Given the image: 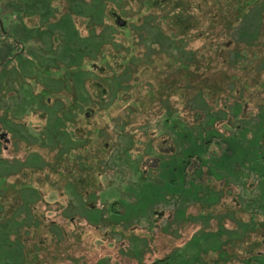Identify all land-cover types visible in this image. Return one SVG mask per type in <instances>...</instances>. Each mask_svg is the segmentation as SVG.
Returning a JSON list of instances; mask_svg holds the SVG:
<instances>
[{
    "label": "rangeland",
    "instance_id": "rangeland-1",
    "mask_svg": "<svg viewBox=\"0 0 264 264\" xmlns=\"http://www.w3.org/2000/svg\"><path fill=\"white\" fill-rule=\"evenodd\" d=\"M2 1L20 13L0 7V264H264V0H105L89 39L99 49H63L49 0ZM51 5L65 12L68 0ZM73 17L89 35L88 16ZM78 61L93 74L74 82ZM125 66L114 94L97 75ZM84 83L94 103L65 115ZM168 112L206 138L214 114L215 129L236 136L223 174L184 176L192 149L173 151ZM211 138L218 150L222 137ZM45 226L53 241L40 243Z\"/></svg>",
    "mask_w": 264,
    "mask_h": 264
},
{
    "label": "trees",
    "instance_id": "trees-1",
    "mask_svg": "<svg viewBox=\"0 0 264 264\" xmlns=\"http://www.w3.org/2000/svg\"><path fill=\"white\" fill-rule=\"evenodd\" d=\"M79 1L81 3L75 2L73 0H68V6H67V10L65 12H62V9H61L62 6L61 5H60L61 8L58 5H56V6L51 5V7H50L51 0L45 1L46 6H47L46 11H48V16L50 14L52 16H54L56 11L61 12V17H60L61 19L57 23V25L60 26L65 31L62 33V37H64V39H66L63 49H81V48H75V44L78 45L79 44L78 41H83V40H87L89 42V46H91L92 48L99 49V45H101L103 42L97 41L94 44L89 39L96 36L95 30H94L95 26L98 25V23L100 24L105 17V7L100 6L101 2H104L105 0H90L89 3H84L81 0H79ZM107 1L108 0H106V2ZM121 1L123 2L124 0H121ZM141 1H143L144 4L150 2L149 0H141ZM35 3H38V1L35 0ZM0 5H1L0 7L2 9H5V5H7L10 8V9H7L9 11V13L14 14V15L16 13V15L19 17L20 9L16 8V10L18 11V12H16L14 7H17V6L13 2H8L7 4H4V2L1 0ZM263 5H264V3L261 4V7L264 10ZM76 6H77V8H76ZM252 6H253V4H252ZM256 6H259V5H256ZM121 8H123V7H121ZM73 14L74 15L79 14V15L88 16L87 17L88 18V26H89L88 29L90 31L89 35H87V36L81 35V33L79 32L78 28L76 27V25L74 23L75 21H74V17H73L74 15ZM8 15H10V14H8ZM262 16H263L262 18H264V12L263 11H262ZM93 23L95 26L93 25ZM92 25H93V27H92ZM97 43H99V44L96 46ZM239 58H241V60H243L242 62H244V64H246V65L252 64V60H248L249 62L251 61L250 63L247 62V59H244V55H242V54H240ZM80 60H82V59H80ZM131 62L135 63L134 59H132ZM78 65H79V61H78L77 67H75L76 68L75 70H74V68L73 69L70 68L71 70H68L66 72L72 81H74V82H76V80L79 81L80 80L79 75H83V77L85 78L86 76L89 77L90 74H93L90 72L91 70H89V69L88 70L83 69V72L79 73V71H81L82 69H80L79 68L80 66H78ZM125 67H126V69L123 70V72L121 74L119 73V75L118 74H114V75H107L106 74V75H100V76L97 75V77L104 79L107 82H110L109 79H111L112 83L115 81L116 86H115V91H113V93L115 94L116 92L120 91L121 88H123L122 84L124 81H126V77H128V75H130L131 72L134 70V68H132L130 66H125ZM256 67L253 68L254 69L253 71L257 75L258 72L256 71ZM242 68L245 69V71L249 70L248 66H244ZM88 73H90V74H88ZM111 76H113V77L111 78ZM77 85L79 86V83ZM74 89L76 90V93H74V98H75V100L78 99V102H76L74 104L73 110L63 109V111H65V115L66 114L73 115L76 118L78 112L84 110L87 105L94 103V100H93L91 94L87 91V88L85 87V83H84V90L86 93H84V91H83V93L85 95L80 94L78 92L77 87L74 86ZM75 94H76V97H75ZM78 96H79V98H78ZM43 104H47V103L45 101H42V105ZM163 105L165 106V108L167 107V105H168L167 100L165 101V103ZM59 107L61 109V106H59ZM171 107H172V105H171ZM208 108L209 107L207 106V109ZM168 110H169V108H168ZM172 110H173V108H172ZM57 111L58 110H55L54 112H56V113H54V114L61 116L60 113H58ZM217 117L218 116H215L214 114L208 113V118H206L203 122H205L204 123L205 125H209V127L204 132H207V134H210L211 137L217 136V135L222 137V141L218 142V145H217L219 147L218 150H215L214 148L213 149L210 148L209 144L213 140L211 137L206 138L204 135H202L203 134L202 132H196V130L193 127H191V125L189 123L181 120V118L173 119L170 112H168V116H167V118H165L167 126H169V128L171 129L173 134H176V138H175L176 140L174 139L175 143H173V146L175 148L173 147L174 148L173 151H175L176 148L180 151L179 146H183L186 144H190V146H191L192 151H190L188 156H187L189 159H187L185 161L186 163L184 165H182L181 169H180L181 172L183 174H185L184 176H187V178H192V174L196 173L197 175L200 176V178H203V181H205V178L207 179L208 177L213 179L211 176L215 172L219 173V174H223V172H225V167H224L225 165H220L219 159L228 157V154H226L227 152H230V151L234 152V149L232 150L231 146H229L228 143L232 138H235L236 136L234 134H232L230 138L224 137L222 135V133L217 131L215 129V126H214V122L217 121ZM202 123H198V125L201 128L200 131H203V128H204ZM125 129H126V121H124V125H123V130H125ZM69 134L71 136H73L74 133L72 131H69ZM246 135H247V133H246ZM132 136L133 135H131V138L129 140L130 143L127 144V149L125 151L127 153V155L131 156V157L133 155L131 152V149H132L134 142H135L133 140ZM237 138L238 139L240 138V140H241V138L243 139L242 134H240V137H237ZM81 140H83V142H84L83 138ZM83 145H84V143L81 144V146H83ZM79 146H76L75 149L80 148ZM148 146L152 148L153 144L150 143ZM67 148H68V154H69L68 156H71V154L73 152L72 151L73 146L69 144V145H67ZM222 149H223V151H221ZM1 150H2V143L0 141V152H1ZM178 150H176V151L178 152ZM197 151L201 152V153L197 154L198 153ZM171 152L169 151L168 153H162L163 155L161 158H163V159L169 158L172 155ZM145 153L146 152H144L143 154L137 155V160L140 157L139 161L143 162ZM209 155H211V157ZM202 156H204V158H208V160L210 158H212V156L216 157V159H214L211 162L212 164L204 163L203 160H201ZM79 158H81V157H79ZM192 160H193L194 164L192 166H190ZM182 161H184V160H182ZM75 166H77V165L75 164ZM80 166H81V168H85L89 165L87 163H84L83 161H81ZM169 258H170V256H167V257H164L163 259L155 260L152 263H144V264H159V263L163 264V262L168 261ZM114 264H116V263H114Z\"/></svg>",
    "mask_w": 264,
    "mask_h": 264
},
{
    "label": "crops",
    "instance_id": "crops-1",
    "mask_svg": "<svg viewBox=\"0 0 264 264\" xmlns=\"http://www.w3.org/2000/svg\"><path fill=\"white\" fill-rule=\"evenodd\" d=\"M47 226L44 227V230L48 231V233L46 232L45 235L44 234L40 235L37 239V241H39L40 243L46 242L49 239H52V241H53L52 233H55V231L52 232L50 229L47 228ZM50 232H52V233H50ZM34 234H35V232H34Z\"/></svg>",
    "mask_w": 264,
    "mask_h": 264
},
{
    "label": "water",
    "instance_id": "water-1",
    "mask_svg": "<svg viewBox=\"0 0 264 264\" xmlns=\"http://www.w3.org/2000/svg\"><path fill=\"white\" fill-rule=\"evenodd\" d=\"M118 23H119L120 25H123V24L125 23V21L119 18V19H118Z\"/></svg>",
    "mask_w": 264,
    "mask_h": 264
}]
</instances>
